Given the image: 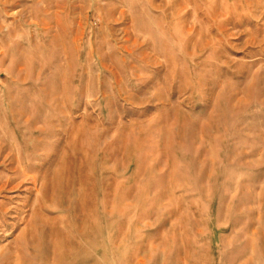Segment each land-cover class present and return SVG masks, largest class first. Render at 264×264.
<instances>
[{"label": "rangeland", "instance_id": "1", "mask_svg": "<svg viewBox=\"0 0 264 264\" xmlns=\"http://www.w3.org/2000/svg\"><path fill=\"white\" fill-rule=\"evenodd\" d=\"M0 264H264V0H0Z\"/></svg>", "mask_w": 264, "mask_h": 264}]
</instances>
